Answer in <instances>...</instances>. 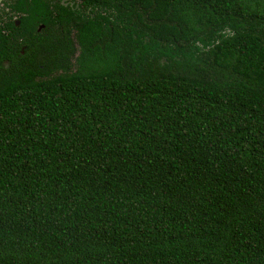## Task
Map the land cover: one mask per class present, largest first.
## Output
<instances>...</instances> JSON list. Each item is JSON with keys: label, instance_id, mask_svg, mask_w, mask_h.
I'll return each instance as SVG.
<instances>
[{"label": "trees", "instance_id": "obj_1", "mask_svg": "<svg viewBox=\"0 0 264 264\" xmlns=\"http://www.w3.org/2000/svg\"><path fill=\"white\" fill-rule=\"evenodd\" d=\"M83 3L0 56V264H264V0Z\"/></svg>", "mask_w": 264, "mask_h": 264}, {"label": "flooded vegetation", "instance_id": "obj_2", "mask_svg": "<svg viewBox=\"0 0 264 264\" xmlns=\"http://www.w3.org/2000/svg\"><path fill=\"white\" fill-rule=\"evenodd\" d=\"M84 7L83 0H0L3 64L13 68L28 57L44 60L47 55L44 46L53 36L58 39L62 35L61 12L83 13ZM67 35L75 39L74 31Z\"/></svg>", "mask_w": 264, "mask_h": 264}]
</instances>
